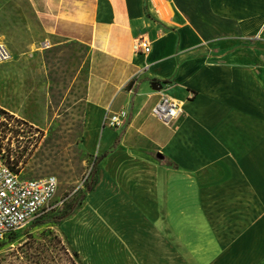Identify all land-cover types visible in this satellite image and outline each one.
I'll return each mask as SVG.
<instances>
[{
    "label": "crops",
    "instance_id": "0c3cea01",
    "mask_svg": "<svg viewBox=\"0 0 264 264\" xmlns=\"http://www.w3.org/2000/svg\"><path fill=\"white\" fill-rule=\"evenodd\" d=\"M0 41V110L106 153L58 225L80 264H264V0H0Z\"/></svg>",
    "mask_w": 264,
    "mask_h": 264
},
{
    "label": "rangeland",
    "instance_id": "374dc122",
    "mask_svg": "<svg viewBox=\"0 0 264 264\" xmlns=\"http://www.w3.org/2000/svg\"><path fill=\"white\" fill-rule=\"evenodd\" d=\"M258 48L260 52L264 51V47ZM50 130L44 133L33 129V136L28 139L8 134H2V138L9 156L14 158L13 163L18 160L16 166L23 178L39 179L50 175L57 178L59 187L53 202H64L52 212L54 214L84 190V182L94 160L87 159L81 152L77 128L66 131L56 127ZM34 224L5 244L0 253V264H80L79 258L68 249L58 226Z\"/></svg>",
    "mask_w": 264,
    "mask_h": 264
},
{
    "label": "built area",
    "instance_id": "2783aa9c",
    "mask_svg": "<svg viewBox=\"0 0 264 264\" xmlns=\"http://www.w3.org/2000/svg\"><path fill=\"white\" fill-rule=\"evenodd\" d=\"M150 51L149 40L144 38L137 40L136 53L147 55ZM11 59L10 51L0 41V66L9 63ZM182 112L180 102L163 95L151 113L162 124L169 126L181 116ZM128 117V111L121 110L105 117L104 125L110 129H118L125 124ZM32 130V127L26 123L15 118L8 120L0 113V247L40 218L51 214L64 202L55 204L53 202L59 187L55 176L39 179L23 178L18 167H13L14 158L9 156L2 134L28 139L33 136Z\"/></svg>",
    "mask_w": 264,
    "mask_h": 264
},
{
    "label": "trees",
    "instance_id": "16d2710c",
    "mask_svg": "<svg viewBox=\"0 0 264 264\" xmlns=\"http://www.w3.org/2000/svg\"><path fill=\"white\" fill-rule=\"evenodd\" d=\"M0 113L5 116L8 120H13V118H11L10 116H8V114L2 110H0ZM117 143V141H116ZM115 147V144H114ZM9 153V152H8ZM106 157V153L98 158H94L92 166L89 170V175L86 178L85 182H84V190L81 192H78L76 194V196L74 197L73 200H71L70 202L66 203L63 208H60L56 213L54 214H48L45 215L44 217L40 218L38 221L34 222L36 224L34 225H45V224H52L54 226H58L61 225L66 219H68L70 216H72L77 210H79L83 204V201L86 197V195L91 192L96 183H97V174H98V168H99V163L102 161L103 158ZM156 159L159 161H166V159L160 155V154H156ZM18 163V160H16L15 163H13V167H15ZM33 226V225H32ZM11 241V240H9ZM8 241V242H9ZM75 256H78L76 254H74Z\"/></svg>",
    "mask_w": 264,
    "mask_h": 264
},
{
    "label": "water",
    "instance_id": "95a60500",
    "mask_svg": "<svg viewBox=\"0 0 264 264\" xmlns=\"http://www.w3.org/2000/svg\"><path fill=\"white\" fill-rule=\"evenodd\" d=\"M157 88H154L155 90H160L162 88V86L160 84H156Z\"/></svg>",
    "mask_w": 264,
    "mask_h": 264
}]
</instances>
